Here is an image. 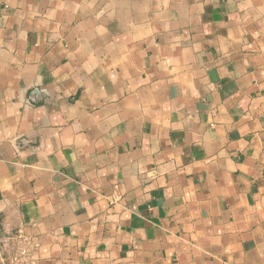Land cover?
I'll return each mask as SVG.
<instances>
[{
	"label": "crops",
	"instance_id": "1",
	"mask_svg": "<svg viewBox=\"0 0 264 264\" xmlns=\"http://www.w3.org/2000/svg\"><path fill=\"white\" fill-rule=\"evenodd\" d=\"M37 264H264V0H0V230Z\"/></svg>",
	"mask_w": 264,
	"mask_h": 264
},
{
	"label": "built area",
	"instance_id": "2",
	"mask_svg": "<svg viewBox=\"0 0 264 264\" xmlns=\"http://www.w3.org/2000/svg\"><path fill=\"white\" fill-rule=\"evenodd\" d=\"M39 242L24 231L0 230V264H37Z\"/></svg>",
	"mask_w": 264,
	"mask_h": 264
}]
</instances>
